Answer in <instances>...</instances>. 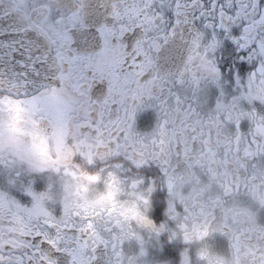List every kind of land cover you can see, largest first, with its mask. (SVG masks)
<instances>
[{
    "label": "snow or ice",
    "instance_id": "1",
    "mask_svg": "<svg viewBox=\"0 0 264 264\" xmlns=\"http://www.w3.org/2000/svg\"><path fill=\"white\" fill-rule=\"evenodd\" d=\"M0 264H264V0L0 14Z\"/></svg>",
    "mask_w": 264,
    "mask_h": 264
},
{
    "label": "flooded vegetation",
    "instance_id": "2",
    "mask_svg": "<svg viewBox=\"0 0 264 264\" xmlns=\"http://www.w3.org/2000/svg\"><path fill=\"white\" fill-rule=\"evenodd\" d=\"M18 0H0V14L4 13V10L11 8L12 11L16 10Z\"/></svg>",
    "mask_w": 264,
    "mask_h": 264
},
{
    "label": "water",
    "instance_id": "3",
    "mask_svg": "<svg viewBox=\"0 0 264 264\" xmlns=\"http://www.w3.org/2000/svg\"><path fill=\"white\" fill-rule=\"evenodd\" d=\"M4 12H13V11H12L11 8H9V9H7V10L5 9Z\"/></svg>",
    "mask_w": 264,
    "mask_h": 264
}]
</instances>
